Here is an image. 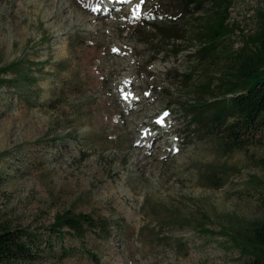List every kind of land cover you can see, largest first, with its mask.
<instances>
[{
	"label": "rangeland",
	"instance_id": "rangeland-1",
	"mask_svg": "<svg viewBox=\"0 0 264 264\" xmlns=\"http://www.w3.org/2000/svg\"><path fill=\"white\" fill-rule=\"evenodd\" d=\"M76 1L84 14H99L78 23L65 14L60 30L53 0H0V229L47 241L61 215L110 226L108 239L92 231L78 239L64 228L62 238L51 237L53 251L23 264H97L89 251L100 264H248L240 246L251 243L263 216L264 140L225 153L212 138L193 134L180 109L194 101L192 85L208 72L194 54L196 33L217 3L204 0L199 13L184 17L182 0H118L103 17L115 0ZM227 1L233 32L219 49L230 52L257 32L264 0ZM174 21L185 39L159 53L163 43L144 26ZM177 45L188 50L176 57ZM115 95L126 105L143 99L156 114L143 122L176 129L166 137L173 142L168 155L145 172L133 161L141 151L151 159L149 148L137 147ZM214 172L226 180L219 188L208 181Z\"/></svg>",
	"mask_w": 264,
	"mask_h": 264
},
{
	"label": "trees",
	"instance_id": "trees-1",
	"mask_svg": "<svg viewBox=\"0 0 264 264\" xmlns=\"http://www.w3.org/2000/svg\"><path fill=\"white\" fill-rule=\"evenodd\" d=\"M215 2L218 9L196 33L200 47L194 54L208 72L200 85H192L197 90L194 101L180 109L189 119L193 134L212 138L225 153L247 152L264 140V2L258 13L257 32L246 40L243 48L230 52L220 51L219 45L233 32L229 24L231 3L227 0ZM204 3V0H182L184 17L199 13ZM144 27L163 43L164 48L158 50L163 54H168L167 48L176 46L187 34L177 21ZM178 46L173 53L176 57L188 50ZM192 80L189 74L185 82L189 84ZM218 174L214 172L208 177L209 184L215 188L226 183L225 179L221 182ZM260 207L263 216L251 229V243L240 246L243 255L249 257L248 264H264V196L260 198ZM64 228L78 239H83L88 231L103 239L111 235L108 223L84 214L58 216L47 241L42 235L25 229L3 228L0 229V264H23L40 259L45 250L53 251L51 237L62 238ZM88 254L100 264L92 252ZM62 256L67 257V251H62Z\"/></svg>",
	"mask_w": 264,
	"mask_h": 264
},
{
	"label": "bare ground",
	"instance_id": "bare-ground-1",
	"mask_svg": "<svg viewBox=\"0 0 264 264\" xmlns=\"http://www.w3.org/2000/svg\"><path fill=\"white\" fill-rule=\"evenodd\" d=\"M76 1V0H75ZM88 1V0H87ZM98 2V6L100 5L102 0H93V2ZM113 2L112 4L110 1H107V5H105L107 12L103 13V17H107L110 14H112V10L116 9L119 6L118 4ZM76 2L81 3L80 0H77ZM85 2V1H83ZM91 2V1H90ZM122 1H120L121 3ZM88 3V2H87ZM109 8V9H107ZM127 7H122L121 10H127ZM52 14L55 16L62 17V26L60 27V30H64V20L67 16L65 14L69 15L70 19H75L76 23L80 22L84 18H87L88 20L92 21L95 19V16L99 14V10H89L86 14L82 10L78 8V6L74 3V0H53V6H52ZM67 12V13H66ZM75 23V21H74ZM113 58H116L115 54H112ZM113 63H119V60H113ZM116 65V64H114ZM113 71H118L117 69ZM111 71V72H113ZM110 74V73H109ZM109 76V75H108ZM124 86L131 85L130 75H128V79H126L123 84ZM119 103L121 104V107L123 109V117L125 118L124 124H127L131 127L129 130L130 136L134 138V142L136 143L137 147L140 148L142 146H147L149 148V154L152 156L151 159H148V155L145 154L146 152H139L137 155H135V160L133 161V166L139 168L141 172H145L149 170L148 164H152L153 160L156 158H160V156L165 155L169 153L170 148L169 146L173 142H169L166 140L167 135L171 132H175L174 125H171V128L169 130L159 131L161 128V125L157 122H143V119L145 118H152L156 114L153 112V107L147 108L145 107V101L142 99L141 101H132L130 104L126 105L124 103V99H121L120 95H115ZM130 98L135 97L134 95H128ZM135 99V98H134ZM168 119L162 121L163 125L165 124L168 126ZM145 123V124H144ZM140 125L146 126V134H143L139 132ZM170 126V125H169ZM158 130V134H153L149 137V133L152 132L153 128H156ZM147 160V162H145Z\"/></svg>",
	"mask_w": 264,
	"mask_h": 264
},
{
	"label": "snow or ice",
	"instance_id": "snow-or-ice-1",
	"mask_svg": "<svg viewBox=\"0 0 264 264\" xmlns=\"http://www.w3.org/2000/svg\"><path fill=\"white\" fill-rule=\"evenodd\" d=\"M142 2H143V0H142ZM165 115H167V114L165 113Z\"/></svg>",
	"mask_w": 264,
	"mask_h": 264
}]
</instances>
